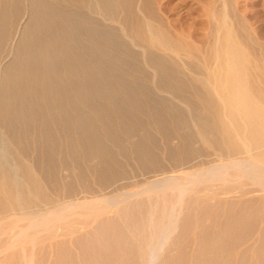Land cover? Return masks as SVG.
Wrapping results in <instances>:
<instances>
[{
  "label": "rangeland",
  "instance_id": "1",
  "mask_svg": "<svg viewBox=\"0 0 264 264\" xmlns=\"http://www.w3.org/2000/svg\"><path fill=\"white\" fill-rule=\"evenodd\" d=\"M141 1V20L153 14L154 29L192 46L184 60L193 76L204 73L200 64L211 63L218 31L224 36L218 25L224 14L251 64L264 65V0ZM22 31L17 28L8 44L0 45V155L24 176L34 202L27 211L0 214V264H264V154L220 153L196 137L190 150L183 148L179 133L201 131L196 119L209 115L192 79V85L165 87L168 80L147 60L142 40L128 43L130 52L120 53L117 63L133 66L137 83L165 102L164 126L137 111L140 131H122L121 140H127L122 146L112 140L109 165L97 155L85 159L64 149L55 156L53 173L42 168L44 143L29 138L20 144L22 125L4 109L8 97H15L12 76L22 56ZM188 72L179 77L190 78ZM261 78L264 72L251 76L264 89ZM176 115L183 117L179 128ZM147 133L143 155L136 145Z\"/></svg>",
  "mask_w": 264,
  "mask_h": 264
},
{
  "label": "bare ground",
  "instance_id": "2",
  "mask_svg": "<svg viewBox=\"0 0 264 264\" xmlns=\"http://www.w3.org/2000/svg\"><path fill=\"white\" fill-rule=\"evenodd\" d=\"M141 2L0 0V45L9 42L17 28L24 31L22 40L20 38L22 56L13 68L15 74L10 72L15 80L12 83L16 88L15 97L11 98L15 108L10 106L13 105L10 97L3 102L4 109L16 115L22 125L23 134L20 138L17 136L20 144L29 138L41 140L44 143L41 165L50 174L56 167L55 156L59 150L81 158L88 154L97 155L104 166L112 162L113 153L108 149L112 140L120 144L124 139L122 131L131 133L140 128L137 111L149 113L154 124L163 127L168 110L165 102L153 99L148 87L142 82L138 84L133 77V66L127 64L124 67L117 63L120 53L130 52L128 43L139 45L142 40L146 43L143 48L147 60L159 76L168 80L165 87L174 90L191 83L192 79L199 89L201 109L209 115L210 121L197 117L199 126L195 128L201 131L179 133L183 148L191 145V140L196 137L203 146L216 148L220 153L264 154V89L251 79L252 74H263L264 65L258 60L259 63L251 64V58L235 37L228 17L224 14L220 18L218 25L225 32L220 38L218 31L211 49V63L200 64L204 73L193 76L191 66L184 60L193 53L192 46L154 29L153 19H150L153 14L141 20L145 10L142 12ZM148 10L151 11V7ZM187 71L191 72H188L190 78L179 77ZM126 105L130 107L126 108ZM174 123L178 128L183 126V117L177 116ZM98 126L105 128L106 134ZM98 131L106 137L100 136ZM147 137L148 133L136 145L143 155L148 154ZM108 139L111 140L109 144ZM7 162L0 155V214L9 210L27 211L34 202L31 188H27L28 183L24 180L22 182L24 176L17 175L16 167ZM61 163L67 162L62 159ZM108 173L112 177L117 174L115 170Z\"/></svg>",
  "mask_w": 264,
  "mask_h": 264
}]
</instances>
